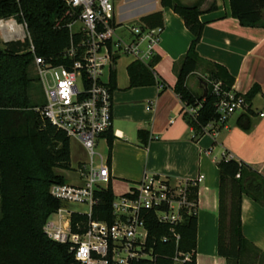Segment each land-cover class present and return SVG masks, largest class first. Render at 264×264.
<instances>
[{
	"label": "built area",
	"instance_id": "built-area-1",
	"mask_svg": "<svg viewBox=\"0 0 264 264\" xmlns=\"http://www.w3.org/2000/svg\"><path fill=\"white\" fill-rule=\"evenodd\" d=\"M63 1L54 28L66 29L69 40L54 59L58 62L36 54L27 23L18 20L21 11L0 17L1 43L28 42L26 50L33 56L45 99L36 111L68 139H76L88 154V160L76 168V181L51 185L50 194L59 206L47 218L44 233L68 245L78 264L190 261L194 252L179 249L178 227L188 217L197 216L198 199L191 197L190 191L198 186L202 175L172 179L161 173H144L126 192L113 194L110 219L100 208L97 195L110 184L107 157L98 151L97 142L112 127L111 76L121 58H127L128 65L140 62L153 70L151 62L163 25H123L115 18L113 0ZM202 79L211 85L216 113L202 133L235 113L251 109L245 93L232 86L225 88L220 80H210L206 74ZM200 106L183 103L184 112L193 121ZM158 244H172V256L157 252Z\"/></svg>",
	"mask_w": 264,
	"mask_h": 264
},
{
	"label": "trees",
	"instance_id": "trees-1",
	"mask_svg": "<svg viewBox=\"0 0 264 264\" xmlns=\"http://www.w3.org/2000/svg\"><path fill=\"white\" fill-rule=\"evenodd\" d=\"M203 0L185 5L179 0H160L162 7L170 8L178 14L193 39L186 53L175 68L176 82L173 91L182 103L201 106L196 120L186 119L196 134L216 118L211 85L200 78L205 88L201 95L193 93L186 85V78L203 63L196 51L204 23L199 19ZM230 14L240 25L256 27L264 25L262 12L264 0H229ZM63 0H0V17L18 14V20L25 21L37 55L58 62L59 52L68 44L66 29L54 28L55 19L62 13ZM212 3L207 10H214ZM140 22L148 27L162 24L160 11L142 16ZM28 42L11 41L0 47V264H78L68 250V245L55 242L44 233L47 218L57 209L59 202L50 194L53 183H65L57 169L70 170L69 139L61 131L52 127L36 108L30 97V88L37 78L32 74L33 56L26 49ZM155 57L151 66L157 63ZM210 64V63H208ZM211 65V66H210ZM206 75L210 80H220L225 88L233 83V78L220 65L210 64ZM129 86H149L156 83L154 72L140 62L127 67ZM115 74L111 76L114 88ZM258 87L253 86L246 93L251 103ZM251 110L242 113L238 124L244 130L250 128ZM143 131H138L141 137ZM112 137L108 136L110 152ZM218 169V232L217 254L227 260V264L245 263L249 254L255 258L264 257V251L247 241L241 227V199L249 194L260 202L264 201V179L245 163L231 157H223L216 163ZM238 175V176H237ZM100 208L106 217L113 198L110 184L97 192ZM191 197H197V187L191 188ZM103 214V213H102ZM101 214V215H102ZM196 218L191 216L178 227L181 234L179 249L195 252ZM157 252L170 258L174 252L172 244H158ZM163 264H172L170 259ZM196 264L195 253L190 261Z\"/></svg>",
	"mask_w": 264,
	"mask_h": 264
},
{
	"label": "crops",
	"instance_id": "crops-1",
	"mask_svg": "<svg viewBox=\"0 0 264 264\" xmlns=\"http://www.w3.org/2000/svg\"><path fill=\"white\" fill-rule=\"evenodd\" d=\"M228 2L203 0L199 19L204 27L196 51L204 61L187 76L186 85L193 93L201 95L205 88L200 76L207 73L210 64H217L233 78L231 86L237 91L246 94L253 86L258 87L250 103V128L244 130L239 126L242 113H235L224 123L209 127L206 133L196 134L186 119L183 103L173 91L175 68L193 39L192 34L170 8L159 5L130 18L117 6L116 20L129 26L140 23L142 16L161 12L163 32L155 51L158 61L153 67L156 83L130 87L128 62L120 65L118 61L112 92V127L97 142V146L100 142L106 145L105 154L98 151L107 157L110 186L120 189L118 193L112 191L115 195L126 192L144 173H161L172 179L202 175L197 186L196 264H227V260L217 254L216 163L223 157H231L245 163L264 179V25H240L231 16ZM212 3L216 8L207 10ZM138 131L144 134L140 137ZM108 136L112 137L110 152ZM87 160L79 161L77 167ZM76 168L71 167L73 181H76ZM241 227L244 238L264 251V201L249 194L242 195Z\"/></svg>",
	"mask_w": 264,
	"mask_h": 264
},
{
	"label": "rangeland",
	"instance_id": "rangeland-1",
	"mask_svg": "<svg viewBox=\"0 0 264 264\" xmlns=\"http://www.w3.org/2000/svg\"><path fill=\"white\" fill-rule=\"evenodd\" d=\"M181 3L185 5H191L198 0H179ZM160 0H113L114 8L117 9V6H120L121 9L124 11L125 15H128V17H136L139 14L146 13L149 11H152L159 7ZM136 24V23H135ZM138 24V22H137ZM0 47H2V43L0 42ZM128 62L127 58H121L119 60V64L123 65ZM209 67L206 68L208 70ZM32 74L37 77L34 82L31 85L30 88V97L34 104L41 105L44 103V94L43 89L40 84V81L37 76V72L35 67H32ZM200 78H202L200 76ZM69 147L71 152V167L76 168L79 161H85L88 159L87 151L81 147V145L76 141V139L71 138L69 139ZM98 149L105 154L107 152L106 145L104 142H100L98 145ZM57 173L61 174L64 177V180L66 182L73 181L74 174L72 173V170H65V169H57ZM112 191L115 193L120 192L119 188H116L114 185L111 186ZM254 252H251L249 254L250 259H246L245 263L248 264H264V257L259 256L258 258H255Z\"/></svg>",
	"mask_w": 264,
	"mask_h": 264
}]
</instances>
